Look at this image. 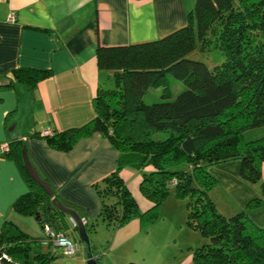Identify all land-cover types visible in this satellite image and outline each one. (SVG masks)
Instances as JSON below:
<instances>
[{
	"label": "trees",
	"instance_id": "1",
	"mask_svg": "<svg viewBox=\"0 0 264 264\" xmlns=\"http://www.w3.org/2000/svg\"><path fill=\"white\" fill-rule=\"evenodd\" d=\"M197 46L207 52L210 47L217 49L225 60L208 66L188 57ZM96 58L108 82H100L93 96L94 117L78 127L34 135L66 152L80 138L98 132L118 150L115 170L95 185L101 221L112 228L134 218L147 223L145 217L173 185L177 197L187 198L189 224L207 239L192 253L195 264H264V227L252 223L244 210L224 216L208 195L215 184L208 168L238 159L241 177L259 182L263 196L247 206L256 207L264 198L260 169L264 135L243 138L245 131L264 126V0H195L184 26L152 41L98 45ZM13 75L34 87L49 72L18 67ZM170 77L183 84L175 96ZM151 88L160 89V100L147 104L143 97ZM158 134L161 137L155 138ZM22 141L15 140L10 143L13 148H7V154L17 153L29 186L13 209L33 216L44 235H29L5 221L0 230V260L2 264H51L57 256L68 255L54 246L45 227L54 237L60 233L68 237L69 225L75 231L77 227L68 223L64 218L68 214L54 199L62 201L50 197L28 174L23 145L19 146ZM183 165L190 171L180 169ZM125 166L142 171L139 188L152 203L148 211H140L120 177ZM88 225L87 221V232Z\"/></svg>",
	"mask_w": 264,
	"mask_h": 264
},
{
	"label": "crops",
	"instance_id": "2",
	"mask_svg": "<svg viewBox=\"0 0 264 264\" xmlns=\"http://www.w3.org/2000/svg\"><path fill=\"white\" fill-rule=\"evenodd\" d=\"M194 3L0 0V230L5 221H12L27 234H35L24 223L26 214L13 209L14 201L29 189L17 153L7 154V148H13L10 143L20 139L19 146L26 147L30 163L55 197L87 221L99 216L101 201L95 185L115 170L118 150L98 132L80 138L66 152L51 148L45 138L34 134L78 127L94 117L92 99L107 74L98 68V45L159 39L186 24ZM18 67L46 70L49 75L29 87L14 79ZM260 169L264 181V161ZM208 170L215 178L208 195L217 210L227 217L244 210L252 223L264 227V198L256 207L247 206L250 200L262 199L260 184L241 177L239 160L216 163ZM120 177L139 209L148 211L152 203L139 188L142 171L125 166ZM68 215L64 218L70 224ZM145 225L134 218L115 228L102 259L97 251L98 263L124 264L116 250L122 247L120 251L125 252L124 245L136 231L144 232Z\"/></svg>",
	"mask_w": 264,
	"mask_h": 264
},
{
	"label": "rangeland",
	"instance_id": "3",
	"mask_svg": "<svg viewBox=\"0 0 264 264\" xmlns=\"http://www.w3.org/2000/svg\"><path fill=\"white\" fill-rule=\"evenodd\" d=\"M210 50V52H207L206 50L199 49V46H197L188 54V57L204 61L208 66H212L214 63L220 64L225 60V56L219 50L212 49L211 47ZM105 80V84L107 85L108 80L106 78ZM170 86L172 96H175L183 84L180 80L170 77ZM143 100L147 104L159 101L160 89H149L144 95ZM262 135H264V126L245 131L243 138L244 140H248ZM166 136L164 134V137ZM158 137H161V135L158 134L155 138ZM181 168H186L190 171L188 165H183L180 169ZM186 204L187 198L177 197L174 194V187L171 185L168 195L160 201L155 211L150 212V214L145 217L147 218L145 219L147 220V223H145L147 225L144 226V232L138 230L133 234L131 237L132 240L124 245L125 252L120 251L122 247L116 250L124 264H195L192 253L196 247L205 243L207 239L203 237L196 228L189 224ZM24 216L23 220L25 225L31 227L35 233L31 235L43 236L44 230L37 220L31 215ZM88 223V227L91 230L89 229L87 233L92 251H99L103 254L108 243L111 242L112 234L116 229L107 227L99 216L91 218L88 220ZM66 234L75 243L76 253L69 256H57L51 261V264H87L84 245L80 241L77 231L73 230L69 225ZM104 256L103 254L101 259ZM117 264H122V262H117Z\"/></svg>",
	"mask_w": 264,
	"mask_h": 264
},
{
	"label": "water",
	"instance_id": "4",
	"mask_svg": "<svg viewBox=\"0 0 264 264\" xmlns=\"http://www.w3.org/2000/svg\"><path fill=\"white\" fill-rule=\"evenodd\" d=\"M22 159H23V164L30 175V177L41 187L45 190V192L50 196L54 197V191L50 184L45 181L43 178L40 177L38 174L37 170L34 168V166L30 163L27 153H26V147L23 146L22 148ZM54 202L56 206L63 210L66 214H69L76 220V227H77V233L79 235L80 241L84 245L85 249V258H86V263L87 264H99L98 263V258L95 256V254L92 251V247L90 244V239L88 236V233L86 231V226L85 223L82 221L81 216L73 209L65 206L62 204L60 201H56L54 199ZM73 226V227H75Z\"/></svg>",
	"mask_w": 264,
	"mask_h": 264
},
{
	"label": "built area",
	"instance_id": "5",
	"mask_svg": "<svg viewBox=\"0 0 264 264\" xmlns=\"http://www.w3.org/2000/svg\"><path fill=\"white\" fill-rule=\"evenodd\" d=\"M49 133H50V130H48V129H45V130L42 131V135H47ZM81 219H82V221L84 223L87 222V220L85 218L81 217ZM69 222H70V224L72 226H75L76 225V220L72 216H70ZM45 234L47 236L50 235V237L54 241V246L57 247L61 251L62 254H64V255H72V254H75V252H76V245L66 235L60 233V234H58L57 236L54 237L52 231L47 226L45 227ZM44 244H46V242H44ZM0 264H2L1 260H0Z\"/></svg>",
	"mask_w": 264,
	"mask_h": 264
}]
</instances>
